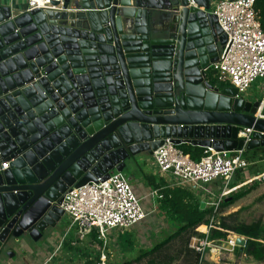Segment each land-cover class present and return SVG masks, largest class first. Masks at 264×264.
<instances>
[{"label": "water", "instance_id": "1", "mask_svg": "<svg viewBox=\"0 0 264 264\" xmlns=\"http://www.w3.org/2000/svg\"><path fill=\"white\" fill-rule=\"evenodd\" d=\"M71 1L15 17L0 2V151L10 163L0 173V251L55 226L68 189L124 171L166 138L218 151L264 146L260 99L203 71L227 35L200 0H176L158 36L155 4L78 0L69 14ZM242 128L253 129L247 143Z\"/></svg>", "mask_w": 264, "mask_h": 264}, {"label": "built area", "instance_id": "2", "mask_svg": "<svg viewBox=\"0 0 264 264\" xmlns=\"http://www.w3.org/2000/svg\"><path fill=\"white\" fill-rule=\"evenodd\" d=\"M27 1L32 4L29 9L51 6V0ZM256 1L217 0L211 10L227 35V41L218 60L205 66L203 71L226 85L236 87L238 96H243L257 78L264 79V27L256 9ZM263 111L264 95L260 98L259 115ZM252 133V128H242L239 136L247 143ZM154 161L161 174L172 175L168 187L199 188L206 207L213 208L209 224L199 227L206 236L194 237L191 244L193 248L204 254L207 246L212 250H241L245 256L253 258L245 251L249 239L245 235L233 233L226 237L209 238L212 230H223L218 215L223 200L239 188L238 184H231L234 177L238 176L240 180L247 178L250 162L246 157L245 146L230 151L206 147V155L200 160H194L171 138H166L154 151ZM9 164V161L2 159L0 151V173ZM214 183L218 184L217 188L211 186ZM152 194L158 198L163 197L160 189L153 190ZM61 207L64 215L69 217L68 231L76 227L80 240L96 231L106 241L110 231L131 230L148 215L143 207V198L136 193L124 171H114L105 180L99 178L98 181L71 187L64 193ZM256 240L264 244V239Z\"/></svg>", "mask_w": 264, "mask_h": 264}, {"label": "rangeland", "instance_id": "3", "mask_svg": "<svg viewBox=\"0 0 264 264\" xmlns=\"http://www.w3.org/2000/svg\"><path fill=\"white\" fill-rule=\"evenodd\" d=\"M263 95L264 79L257 78L243 96L247 100L255 102ZM246 157L250 162V166L247 169L248 176L243 180L239 178L233 179L231 184H238L239 188L230 193L228 198L230 199L233 193L242 191L246 193L229 204L223 205L222 203L218 218L220 220L225 218L231 226H249L259 223L264 227V146L253 149L246 147ZM157 170H159L158 167ZM125 172L128 173L126 170ZM157 203V210L153 214L148 215L145 220L137 223L134 226V233L132 235L125 234L129 247L124 249L122 255L115 251H109L107 259L101 261L99 259L101 257L99 255L100 252L97 249L86 247L80 243L82 241L78 240L69 251L67 248H61L55 254L50 264H88L90 262H93V264H102L103 262L105 264H192L197 257L196 251L200 252L191 246L193 238L206 236L199 228L195 229L196 232L189 239L188 247L194 251H186L188 236L181 234L162 246L163 252L159 256L157 253H154L137 260L141 255V249L153 247V245L163 241L176 230L173 224H171L167 209L162 206L161 199H157ZM145 205L147 207V204ZM148 206L152 208L149 203ZM212 231L209 234L210 239L213 238ZM223 231L226 230L223 229ZM233 233L238 232L230 230L227 235ZM131 238L134 241H131ZM134 243L137 246L131 247ZM66 245L67 243H65ZM204 252L205 254L201 252L198 264H264V258L256 260L247 257L241 250H236L235 252L216 248L212 250L210 246H207Z\"/></svg>", "mask_w": 264, "mask_h": 264}, {"label": "crops", "instance_id": "4", "mask_svg": "<svg viewBox=\"0 0 264 264\" xmlns=\"http://www.w3.org/2000/svg\"><path fill=\"white\" fill-rule=\"evenodd\" d=\"M141 1L144 5L149 2L155 4V6L151 8V29L153 36H158L165 28L166 22L171 18L172 12L175 11L174 8L176 6V0ZM200 1L202 8L208 10H212L215 6V3L217 2V0ZM0 2L2 4L12 6L14 17L19 15L21 11L28 10L32 6V4L27 0H0ZM70 6L71 9L66 11L69 14H71V10L74 11L76 8L80 7L78 0H72ZM53 8L59 9V7ZM72 16H75V14H72L71 17ZM51 20L58 21L59 19L54 17ZM131 23L141 26V20L139 18L134 19L133 21L130 19L127 20L128 26H130ZM208 76L214 84H217L214 81V77L210 75ZM125 170L128 173H126ZM125 170L124 173L130 179L134 190L140 197L143 198V207L145 208L146 212L148 215L153 214L158 207L157 199H161L155 197L152 194L153 190L158 189L155 187L154 183L164 181L166 185H170L172 175L161 174L159 170H157V166L154 161V154H150L149 152L140 153L136 156H133L130 160H127V166ZM150 178H152L153 181H150ZM236 178L240 179L238 176L234 177V179ZM214 185H216V187H214ZM211 186L213 188L218 187L216 183L212 184ZM189 189L195 193L196 196H199L202 199L199 188ZM148 203L152 208L148 206ZM145 204H147V207H145ZM158 214L160 215V213ZM69 224V217L64 215L55 224V226H50L47 228L37 240L32 239L28 235H25L19 239L13 237L9 238L8 242H6L0 251V264H50L51 261H53L55 254H57L61 248H67L69 251L74 247L78 240L82 241L80 243L84 244L86 247L97 249L100 252L99 255L101 256L99 259L101 261H105L109 251H115L122 255L124 249L129 247L127 238H125V234L132 235L134 233V227L131 230L125 232L112 230L108 234V239L104 241L98 236L96 231H93L86 239L80 240L76 234V227H73L68 231ZM171 224L173 223L171 222ZM132 240L134 241V239L131 238V241ZM65 243H67L66 246ZM134 245L137 246V244L134 243L131 245V247ZM51 257L52 259L49 260Z\"/></svg>", "mask_w": 264, "mask_h": 264}, {"label": "trees", "instance_id": "5", "mask_svg": "<svg viewBox=\"0 0 264 264\" xmlns=\"http://www.w3.org/2000/svg\"><path fill=\"white\" fill-rule=\"evenodd\" d=\"M256 9L259 13V17L264 27V0L256 1ZM215 83L221 85L222 87L227 86L225 83L220 82L217 79H214ZM179 147L188 154L194 160H200L203 156L206 155V148L201 146H196L190 143L180 144ZM150 181H153L150 178ZM155 187L160 189L163 197L161 198L163 208H166L168 211V216L170 221L173 223V226L176 228L174 233L169 234L163 241L156 243L153 247H148L141 249V255L137 260H140L143 257H147L154 253H157L158 256L163 252V247L166 243L176 238L181 234H186L188 240L186 242V251H194L188 247L189 239L196 232L195 229L199 228L203 224H209L210 217L212 214L213 208L206 207L205 209L200 208V197L196 196L190 189L182 187H168L164 181L159 183H154ZM246 192H237L233 193L231 198H225L223 200V205L229 204L232 201H235L242 197ZM202 200V199H201ZM222 205V204H221ZM211 216V215H210ZM220 226L223 230H213L212 237H226L227 233L230 230L236 231L241 235L249 237L248 245L245 249L246 253L252 256L256 260H262L264 258V244L260 243L256 239H264V227L257 223L249 226L237 225L231 226L227 223L226 219H219ZM203 236V235H202ZM196 260L192 264H198L201 258V252L196 251ZM152 261V260H151ZM88 264H93L90 262Z\"/></svg>", "mask_w": 264, "mask_h": 264}]
</instances>
